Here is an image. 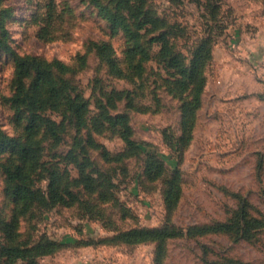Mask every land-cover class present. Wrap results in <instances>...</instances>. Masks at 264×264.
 I'll return each mask as SVG.
<instances>
[{
	"label": "rangeland",
	"instance_id": "obj_1",
	"mask_svg": "<svg viewBox=\"0 0 264 264\" xmlns=\"http://www.w3.org/2000/svg\"><path fill=\"white\" fill-rule=\"evenodd\" d=\"M3 32L0 131L40 157L0 154V264H264V0H0ZM16 56L61 93L32 138ZM141 228L176 233L117 239Z\"/></svg>",
	"mask_w": 264,
	"mask_h": 264
},
{
	"label": "trees",
	"instance_id": "obj_2",
	"mask_svg": "<svg viewBox=\"0 0 264 264\" xmlns=\"http://www.w3.org/2000/svg\"><path fill=\"white\" fill-rule=\"evenodd\" d=\"M113 21L115 25H118L116 15H113ZM120 24V23H119ZM123 28L128 31H131L129 26L125 23H121ZM4 35H0V47L1 49L12 52L11 46L6 42V32H3ZM164 48V47H163ZM173 61L178 62L177 58H173ZM199 64L198 58L193 62V69L191 70L190 77H193L196 74V68ZM16 73H17V90L13 98V103L17 109H20L24 105H27L29 109L33 110L31 124L28 127V138L34 136L35 129L37 128L36 118H39L38 111L45 109L49 103L55 99H59L61 96L60 89L57 86V81L54 73L45 65L42 61L31 58H24L21 56H16ZM184 72V71H183ZM32 77L31 87H27L26 80ZM198 96L191 100L187 104L189 112H193L198 105ZM114 125L121 126V136L126 142L127 148L129 150H135L138 146L136 141L132 138V129L128 123L127 117L125 115H119L115 117L108 118ZM33 142H21L15 139H12L4 135L0 131V154L4 149L10 148L14 153L19 155L18 157L22 159L25 163H35L38 161L40 154L33 147ZM23 167L17 166V169L20 171ZM10 173V171H9ZM12 173V172H11ZM15 175V174H14ZM22 175V174H21ZM20 178V176H16ZM28 177L27 174L23 178ZM55 182H51L53 185ZM16 195H20L23 199H35L39 197V192L34 190L26 182H22L16 187ZM61 197V196H60ZM247 219L244 215L243 210L241 211V216H239L238 223L240 225L244 222L246 223ZM231 227V224L228 226ZM175 231L169 229H132L130 231H125L120 233L117 236V239L123 240L128 243H137L145 240L163 238L175 235ZM246 229L241 233L244 235ZM7 259L5 262H8L10 258H22L28 259L27 250L18 248V247H9L6 249ZM31 264H35L33 260H30ZM232 264H249L246 262H234Z\"/></svg>",
	"mask_w": 264,
	"mask_h": 264
}]
</instances>
